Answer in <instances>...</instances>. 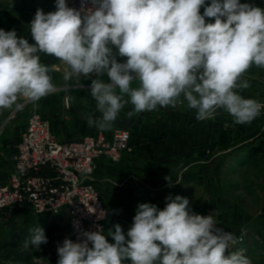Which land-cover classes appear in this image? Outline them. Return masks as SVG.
<instances>
[{"label":"clouds","instance_id":"1","mask_svg":"<svg viewBox=\"0 0 264 264\" xmlns=\"http://www.w3.org/2000/svg\"><path fill=\"white\" fill-rule=\"evenodd\" d=\"M55 9H37L31 42L0 29V109L22 108L18 99L34 103L54 90L44 53L67 66L65 82L95 75L87 90L99 116L85 119L101 131L128 104V118L186 101L197 121L223 110L239 125L264 110V102L240 94L250 87L249 69L264 68V7L251 0H81L79 9L55 0ZM164 179L174 185L170 175ZM165 201L163 209L138 204L126 233L117 223L65 238L57 264H252L242 249L232 250L243 235L193 212L187 197L169 194ZM29 231L25 246L48 243L43 228Z\"/></svg>","mask_w":264,"mask_h":264},{"label":"crops","instance_id":"2","mask_svg":"<svg viewBox=\"0 0 264 264\" xmlns=\"http://www.w3.org/2000/svg\"><path fill=\"white\" fill-rule=\"evenodd\" d=\"M206 3H210V0H206ZM203 11L201 8V14ZM39 55L41 62L50 67L63 64L53 56L44 53ZM118 59L121 62L124 60ZM53 77L55 80L58 78L57 75ZM94 78L95 75L89 82L91 83V79ZM101 79L108 81L106 75ZM244 79L249 81L250 87L240 90V94L245 98L264 102V68L253 65ZM133 86H136L135 82ZM48 97L47 95L40 100V106L45 109H48L51 103ZM89 103L94 105L93 112L99 116L94 99L90 98ZM131 110L132 105H126L119 116L125 117L128 121L125 123L120 119L119 125L112 126L108 131H129L133 150L125 152L130 154L124 153L125 156L123 155L121 162L117 164L101 158L96 162L93 176L108 212L105 232L118 223L126 233L132 225L137 206L142 202L130 200L136 197L135 185L127 182L125 176H130L129 174L136 171L137 165L142 163L158 165L151 172L154 178L168 175L169 171L166 168L170 164H185L182 175L187 192L185 194L191 196L197 185H200L201 193H205L206 188H211L216 194L222 195L227 192L225 189L230 187L233 200L238 199L232 200V208L238 212H247L246 219L253 220L257 227L264 225V112L250 124L239 125L235 124L233 118L223 110H218L212 120L197 121L195 110L188 109L186 101L183 104L178 103L175 108L158 106L157 110L128 118L126 113ZM0 130L4 132L0 139V147L16 148L25 128L15 131L5 128ZM89 130L98 129L89 127ZM10 166L12 170L13 164ZM165 169L166 172L163 174ZM2 176L0 174V177ZM225 179L231 181L224 183ZM254 211L259 212L258 222L255 217L257 213H250ZM18 214L34 215L31 212ZM108 239L111 242V237Z\"/></svg>","mask_w":264,"mask_h":264},{"label":"rangeland","instance_id":"3","mask_svg":"<svg viewBox=\"0 0 264 264\" xmlns=\"http://www.w3.org/2000/svg\"><path fill=\"white\" fill-rule=\"evenodd\" d=\"M241 2H248V0H241ZM251 2H254L257 6L264 7V0H251ZM37 9H42L45 13L55 11V0H0V29L5 31L15 30L18 36H24L31 42L29 24L34 18ZM25 32L28 33L24 35ZM51 68L50 75H57L58 78L56 80L54 77L52 78L54 90L48 95L49 100H51L49 108L45 109L40 106V100L33 103L20 98L17 103L21 104L22 108L17 109L13 105L11 108L0 109V129L3 128L4 130L5 128V130L12 129L14 131L26 129L31 112L36 110L49 124L52 132L60 138L78 141L88 135L103 134L107 139H111L115 135V131L89 130L86 122V115L95 114L93 112L94 105L89 103L92 97L87 90L90 88V79L80 78L77 80L73 78L65 82L63 75L67 70V66L58 64L57 67L54 65ZM91 101L93 102V100ZM263 112L264 110L260 115ZM95 116L98 115L95 114ZM120 119H123L125 123L128 121L125 117L118 115L112 126H118ZM3 133L0 130V139ZM16 148L0 147V165L2 167L0 174L3 175L11 171L10 165L13 164ZM125 154L128 155L130 153ZM102 158L113 164H117L122 160L113 162L107 157ZM192 166L196 165L192 164ZM156 167H158L157 164H138L135 172L129 174L130 176H125L127 182L135 185L136 192L134 195L136 197H132L131 201L136 199L135 201L152 203L163 209L166 206L165 197L169 194L173 197L176 195L187 197L190 200V208L193 212L201 215L211 214L215 217L218 226L225 229V231L232 232L237 238L243 235V240L234 246L233 251L242 249L244 255L252 260V264H264V225L261 224L257 227L253 220L249 221L246 219L247 212H238L232 208L233 196L231 195L230 187L225 189L227 192L222 195L216 194L211 188H206V192L201 193L200 185H197L191 192L192 195L188 196V194H185L187 192L182 182L185 164H170L166 168L169 171L168 175H170L172 183H174L171 187L168 186L167 181L164 179L168 176L167 174L161 178H154L151 172ZM3 168L5 171H3ZM166 169L162 172L163 174ZM95 171L96 167L92 175L85 176V180L94 184L98 189L107 213V224L108 212L103 195L94 183L93 176ZM230 181L225 179L224 183ZM233 201H238V199ZM250 213H257L255 216L256 221L259 220L258 211ZM38 226L44 229L48 243L42 244L40 248H36L30 243L25 246V241H30L31 238L29 230ZM72 236L73 229L66 212L49 216L17 214L13 220L0 223V264H57V245L62 243L65 238L71 239Z\"/></svg>","mask_w":264,"mask_h":264},{"label":"built area","instance_id":"4","mask_svg":"<svg viewBox=\"0 0 264 264\" xmlns=\"http://www.w3.org/2000/svg\"><path fill=\"white\" fill-rule=\"evenodd\" d=\"M67 3L77 9L81 6V0ZM132 150L128 131H117L111 139L98 134L72 141L54 134L33 110L14 153L13 169L0 177V223L13 220L19 212L37 216L66 212L73 241L83 231L105 230L103 200L85 176L92 175L99 158L118 162Z\"/></svg>","mask_w":264,"mask_h":264}]
</instances>
